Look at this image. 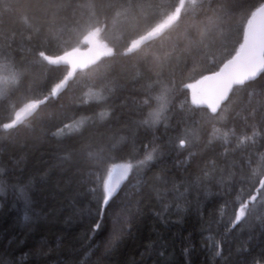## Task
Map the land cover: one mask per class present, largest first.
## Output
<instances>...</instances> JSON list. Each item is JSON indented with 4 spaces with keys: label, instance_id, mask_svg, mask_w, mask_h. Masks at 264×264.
<instances>
[{
    "label": "trees",
    "instance_id": "obj_1",
    "mask_svg": "<svg viewBox=\"0 0 264 264\" xmlns=\"http://www.w3.org/2000/svg\"><path fill=\"white\" fill-rule=\"evenodd\" d=\"M182 2L0 0V264L15 261V254L28 248L33 251L23 264H79L84 253L98 244L84 260L93 264L120 232L122 221L112 223L116 210L110 209L105 230L86 243L87 237L79 234L87 226L89 213H82L84 223L75 214L64 223L65 216L74 213L64 200L63 212L45 215L48 208L60 205L49 196L47 207H41V190L59 196L57 183L64 187L72 178L75 184L78 174L97 166L110 176L129 157L138 170L142 166L135 162L146 152L155 149L153 155L159 157L167 151V137L180 131V122L194 127L193 119L199 118L201 124L211 119L197 107L204 104L193 100L192 84L219 69L240 49L250 17L264 0H198L183 10L177 22L134 51L129 49L134 39L175 14ZM90 38L103 49L87 59L54 96L69 75V67L56 58L75 51L90 55ZM249 88L257 91L249 94ZM262 88L261 81L243 90L237 87L227 107L243 109L241 115L259 110L264 105ZM31 102H37L31 114L17 123L15 115ZM80 120L82 125L74 128ZM188 139L195 142L194 135ZM144 142L147 149L142 147ZM257 162L264 170V162ZM86 187L87 183L80 187L84 192L82 199L77 198L80 208L90 195ZM29 192L35 204L26 202ZM157 227L166 238L177 233V264H183L180 243L192 232L191 258L194 264H203L194 213L183 225ZM142 233L136 241L117 242L118 259H126L147 237V222ZM21 240L26 241L23 248ZM50 246L51 253L45 255ZM215 264L228 262L221 256L215 257Z\"/></svg>",
    "mask_w": 264,
    "mask_h": 264
},
{
    "label": "snow or ice",
    "instance_id": "obj_2",
    "mask_svg": "<svg viewBox=\"0 0 264 264\" xmlns=\"http://www.w3.org/2000/svg\"><path fill=\"white\" fill-rule=\"evenodd\" d=\"M257 81L264 82V70L251 80L231 86L217 106H197L206 110L211 119L206 124H201L199 118L193 119L194 127H184L180 122V131L174 130L167 137V151H162L159 157L153 155L155 149L146 152L135 162L142 166L138 170L129 157L124 162L126 170L114 178L110 179L107 169L102 171L97 166L78 174L75 184L72 178L65 181L64 187L57 183L59 196L57 192L45 194L41 190V207H47L49 196L60 205L58 209L48 208L45 215L63 212L64 200L74 209V213L65 216L64 223L72 220L73 214L84 223L82 213L87 211V226L79 235L86 236V243H91L105 230L110 209L116 210L112 223L122 221L120 232L106 243L93 264H177V233L172 232L166 238L157 224L165 228L169 224L183 225L193 213L205 257L203 264L210 261L215 264V257L221 256L228 264H264V170L257 162H264V105L259 110L251 109L247 115H241V108L233 111L227 107L237 87L243 90ZM248 91L254 94L257 89ZM52 135L55 137L56 132ZM190 135L195 136V142L188 139ZM232 137H235L234 142ZM142 147L147 149L148 142ZM85 183V191L90 195L80 208L77 198L84 197L80 187ZM33 196L32 192L27 193L26 202L35 204ZM145 222L147 237L140 240L126 259H118L119 245L140 239ZM192 235L189 232L180 243L183 264H194ZM25 244L26 241L21 240V248ZM55 247H60L58 242ZM99 247L93 245L79 264H84ZM31 251L33 249L28 248L17 252L15 261L10 259L9 264H23ZM35 251L39 253L38 246ZM51 251L50 246L45 255Z\"/></svg>",
    "mask_w": 264,
    "mask_h": 264
},
{
    "label": "water",
    "instance_id": "obj_3",
    "mask_svg": "<svg viewBox=\"0 0 264 264\" xmlns=\"http://www.w3.org/2000/svg\"><path fill=\"white\" fill-rule=\"evenodd\" d=\"M167 23L158 26L147 35L134 39L129 45V49L134 51L153 36L165 29ZM87 52H69L56 58V62L69 67V75L65 78L64 84L60 85L53 95L57 96L66 86L69 78L80 67L85 65L84 58ZM227 61V63H225ZM219 69L205 75L200 79L198 94L200 102L209 107L217 106L218 102L228 92L233 85H239L245 80H251L259 71L264 70V3H262L250 17L246 29L245 37L240 49L229 59H227ZM31 114L30 111L23 110L16 120L20 123ZM8 126L6 125V128ZM125 170H116L110 174V179L122 174Z\"/></svg>",
    "mask_w": 264,
    "mask_h": 264
},
{
    "label": "rangeland",
    "instance_id": "obj_4",
    "mask_svg": "<svg viewBox=\"0 0 264 264\" xmlns=\"http://www.w3.org/2000/svg\"><path fill=\"white\" fill-rule=\"evenodd\" d=\"M197 1H198V0H183L182 4H181L180 7L178 8L177 12H176L175 14H173L169 19H167V20H166L164 23H162V24H165V23L168 22L167 25H171V24H173L174 22H177L179 16H180L181 13L183 12V10H184L185 8H187L190 4H194V3L197 2ZM162 24H161V25H162ZM161 25H159V26H161ZM162 30H163V29H162ZM88 41H89V43H90V48H89V50H90V55H89L87 58H85V60L93 58L95 55H97V53H98L100 50L103 49V47H102V46H99V45L97 44V42H96L93 38L88 39ZM77 53H80V51H77ZM199 82H200V80L192 84V88H193V100H194L195 102H200V98H199V94H198ZM36 104H37V102H31V103L27 104L26 106H24V107H23L22 109H20V110L18 111V113L15 115V119H18V118H19V116H20L22 110H25V111H31V110L35 107ZM82 123H83L82 120L78 121V122L75 124L74 128H79V127L82 125ZM73 125H74V124H73ZM119 169H121V170H126L125 167H124V165H118V166H116V167L113 169V171H112L111 173H113V172H115L116 170H119Z\"/></svg>",
    "mask_w": 264,
    "mask_h": 264
}]
</instances>
